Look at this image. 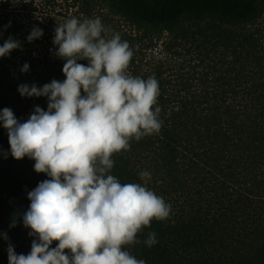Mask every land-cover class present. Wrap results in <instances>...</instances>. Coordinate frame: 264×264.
I'll use <instances>...</instances> for the list:
<instances>
[{
  "label": "trees",
  "instance_id": "1",
  "mask_svg": "<svg viewBox=\"0 0 264 264\" xmlns=\"http://www.w3.org/2000/svg\"><path fill=\"white\" fill-rule=\"evenodd\" d=\"M262 0H0V46L21 48L0 58V111L26 121L45 97H21V84L63 81L55 56L56 25L99 17L106 38L119 33L133 50L129 73L159 83V134L131 141L113 156L111 174L141 183L171 205L128 250L146 264H264V27ZM10 27L5 28L6 25ZM43 35L31 43L33 27ZM27 63L29 71L21 72ZM87 64V61H78ZM178 109V110H177ZM5 154L6 158H5ZM34 161L14 160L0 123V264L8 245L27 255L34 237L14 214L27 193L49 179ZM157 243L148 247V232ZM53 243L52 247H55Z\"/></svg>",
  "mask_w": 264,
  "mask_h": 264
},
{
  "label": "clouds",
  "instance_id": "2",
  "mask_svg": "<svg viewBox=\"0 0 264 264\" xmlns=\"http://www.w3.org/2000/svg\"><path fill=\"white\" fill-rule=\"evenodd\" d=\"M108 31L99 17L56 25L53 45L65 61V79L17 88L21 97H45L47 110L36 106L24 122L10 108L0 111L11 157L33 160L34 171L49 177L27 193V211L13 216L10 228L19 219L34 239L27 255L9 244L8 264H146L126 248L140 243L139 234L154 220L170 216L171 205L146 187L149 172L139 173L144 184L111 174L113 156L129 151L133 140L159 134L163 122L157 79L131 75V46L119 33L106 38ZM42 35L34 26L27 42ZM20 48L9 36L0 58ZM20 70L28 72L29 65ZM157 242L148 232L144 243Z\"/></svg>",
  "mask_w": 264,
  "mask_h": 264
},
{
  "label": "rangeland",
  "instance_id": "3",
  "mask_svg": "<svg viewBox=\"0 0 264 264\" xmlns=\"http://www.w3.org/2000/svg\"><path fill=\"white\" fill-rule=\"evenodd\" d=\"M262 10L259 17L256 19V24L260 27H264V0H262Z\"/></svg>",
  "mask_w": 264,
  "mask_h": 264
}]
</instances>
